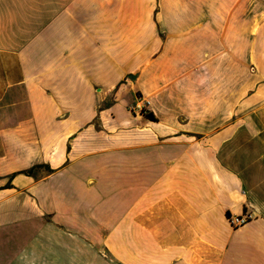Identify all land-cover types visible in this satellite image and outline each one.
I'll list each match as a JSON object with an SVG mask.
<instances>
[{
	"label": "crops",
	"instance_id": "crops-1",
	"mask_svg": "<svg viewBox=\"0 0 264 264\" xmlns=\"http://www.w3.org/2000/svg\"><path fill=\"white\" fill-rule=\"evenodd\" d=\"M0 264H264V0H0Z\"/></svg>",
	"mask_w": 264,
	"mask_h": 264
},
{
	"label": "built area",
	"instance_id": "built-area-1",
	"mask_svg": "<svg viewBox=\"0 0 264 264\" xmlns=\"http://www.w3.org/2000/svg\"><path fill=\"white\" fill-rule=\"evenodd\" d=\"M147 105V101H141L140 99H135V101L128 106L130 111H135L139 113L145 112V107ZM252 218L251 213L244 212L241 215H228L227 220L232 227L240 226L246 222H248Z\"/></svg>",
	"mask_w": 264,
	"mask_h": 264
},
{
	"label": "trees",
	"instance_id": "trees-1",
	"mask_svg": "<svg viewBox=\"0 0 264 264\" xmlns=\"http://www.w3.org/2000/svg\"><path fill=\"white\" fill-rule=\"evenodd\" d=\"M143 114H144L146 117H148V118H153L152 115H151V113H148V112L145 111ZM26 172L29 173V172H30V169H28Z\"/></svg>",
	"mask_w": 264,
	"mask_h": 264
}]
</instances>
